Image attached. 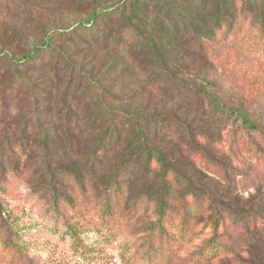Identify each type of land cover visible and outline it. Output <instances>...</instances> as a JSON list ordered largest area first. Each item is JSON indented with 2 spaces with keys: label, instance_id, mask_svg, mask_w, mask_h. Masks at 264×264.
Segmentation results:
<instances>
[{
  "label": "rangeland",
  "instance_id": "rangeland-1",
  "mask_svg": "<svg viewBox=\"0 0 264 264\" xmlns=\"http://www.w3.org/2000/svg\"><path fill=\"white\" fill-rule=\"evenodd\" d=\"M120 1L0 0V67L13 63L10 57L16 59L32 51L36 53L33 63L39 62L47 56L41 45L48 32L87 21L91 16L101 14L103 9L120 7ZM187 4L188 0H152L146 6L135 8V13L129 8L122 12L126 18L129 12L137 17L132 18V24L147 40H153L162 48L165 64L174 70L177 77L198 86L199 91L187 97L167 96L150 89L146 80L147 70L142 72L140 67L149 69L154 62L144 52L132 58L116 54L124 44L134 48L143 45V50L149 47L133 28L127 29L128 25L123 21H119L121 27L117 36L110 39L109 48L102 49L101 37L98 43L85 45L75 40L76 35H56L47 44V49L62 51L65 56L61 63L64 66L67 61L69 66L67 75L78 79L83 87L89 84L94 88L83 94L82 104L73 109L75 115L82 116L88 111L89 114L94 113L99 103L91 108H85L84 104L86 100L94 102L99 94V98L103 97L114 106L121 102L127 107L130 103L131 109L143 108L147 113L177 116L193 132L204 133L219 167L201 162L190 165V159L173 150L175 159L168 162L184 182L181 190H186V187L200 189L201 192L196 191L193 198L187 197L200 211L209 204L220 211L226 206L230 209L240 207L251 213L256 223L262 226L264 20L256 14V5L240 7L237 4L243 11L236 22L231 20L236 23L232 28H222L215 35L210 33L206 37L188 30L183 34L182 44L177 43L181 35L172 42L165 28L174 26L182 32V28L189 27ZM98 19L104 20L102 17ZM75 34L79 38L83 36L81 32ZM87 41L90 42L89 39ZM33 75L37 78L40 74L36 72ZM45 77L48 76L45 74ZM50 81V84L43 82L37 87L50 91L52 110L49 115L44 110L42 114L45 123L49 122L45 128L52 136L57 135L47 144L53 149L52 159L10 156L0 165V204L3 210L0 214V264H152L155 258L148 256L146 237L155 216H148L144 211L146 200L140 201L139 213H133L131 207L135 201L125 194L114 209V218L103 221L106 216L103 215L105 203L102 199L105 197L100 187L89 181L82 159L77 155L85 136L81 134L79 138L76 131L78 145L69 147L63 137L66 129L63 106L55 102L54 89L61 82L55 74L50 75ZM236 111L246 116L257 129L244 123ZM57 117H63V120ZM16 118L20 119L19 115ZM11 120L13 114L0 115V121H3L0 123V142L19 137L16 125L8 123ZM168 127L157 131L152 129L155 132L152 133L153 145L157 150L164 145L176 149L180 142L181 131ZM30 131L17 142L34 148L40 136ZM192 159L201 158L192 156ZM51 165L52 171H49L47 166ZM153 165V168L157 167L155 161ZM209 195L210 200L207 198ZM52 203L58 205L65 221L81 225L75 234L66 230L62 216L56 220L51 213H43L42 209ZM208 214L205 213L196 225L194 218L187 220L192 238L188 241L177 239L175 260L170 264H193L192 257L212 232L210 224L204 221ZM171 220L178 223L179 218ZM189 236L190 233L186 238ZM244 237L234 235L224 251L225 262L251 264L239 260L251 254L249 258H256V264H264V242L253 247L252 253L248 254ZM211 264H219L218 259Z\"/></svg>",
  "mask_w": 264,
  "mask_h": 264
},
{
  "label": "trees",
  "instance_id": "trees-1",
  "mask_svg": "<svg viewBox=\"0 0 264 264\" xmlns=\"http://www.w3.org/2000/svg\"><path fill=\"white\" fill-rule=\"evenodd\" d=\"M151 1L121 0L120 7L103 9L101 14L93 15L87 21L79 22L72 27L52 30L47 33L46 39L41 45L46 49L47 56L39 62L33 63L36 53L32 51L16 59L10 57L13 63H6L0 67V115L13 114V120L8 123L16 125L18 138H24L30 129L31 133L36 134L37 137L40 136L34 148L20 145L17 142L18 138L11 140L12 142L8 141L10 140L8 138L5 139L6 142H0V165L4 159L11 158L10 156L25 159L36 157L52 159L53 149L47 144L51 142L52 137L56 138L57 135L52 136L50 131L45 128L49 122L45 123L42 114L44 110V113L49 115L52 110L49 102L50 91L37 86L43 85V82L50 84V75L55 74L57 80L61 82L60 86L54 89L55 102L63 106L62 113L66 120L63 137L71 147V144L78 145L79 142L78 136L75 134L76 131L79 138L81 134L85 136L77 155L85 166V175L89 181L100 187L105 197L102 199L105 203L103 215L106 216L103 221L114 218L116 211L114 209L125 194L135 201L134 206L131 207L135 214L139 213L140 201L146 200L147 205L144 211L148 216H155L146 237L148 256L155 258L152 264H170L175 260L177 239L188 241L192 238V233L187 227V220L194 218V225H196L202 221L205 213H209L204 221L210 224L212 232L210 237L203 240L202 248L192 257L193 264H211L217 259L219 264H231L228 260L225 262L223 256H225L224 251L231 244L234 235L245 236L246 251L250 254L253 247L264 242V225H262L263 227L258 225L251 213H247L246 209L240 207L230 209L229 206H226L224 210L220 211L209 204L207 208L200 211L199 207H194L187 199L188 196L193 198V195L197 194L196 191L201 192L200 189L192 188L190 190L186 187V190H181L184 182L177 175L176 168L168 162L170 159H175L172 154L173 150H176L180 155H185L187 159H190L188 163L190 165L195 166L197 162H201L205 165L211 163L214 168L219 167L217 158L208 148L209 139L206 135L199 131L193 132L191 127L185 122L179 121L177 116L171 117L155 112L147 113L143 108L131 109L130 103L128 106L126 105L127 107L123 106L121 102L114 106L112 103H107L103 97L99 98V94L96 95L97 99L94 102L86 100L84 104L85 108H91L94 104L99 103L98 109L93 111L94 113L89 114L88 111L82 116L75 115L73 109L82 104L81 100L85 98L83 94L85 95L88 90L91 92L94 88H90L89 84L83 87L79 84L78 79L75 80L67 75L69 66L67 61L64 66L61 63L65 56L62 51L47 49V44L56 35L61 37L76 35L75 40H79V43L85 45L93 42L98 43L97 40L101 37L99 42L102 49L109 48L110 39L117 36L121 27L119 21H123L128 25L127 29L133 28L139 39L144 43L147 42L149 47L143 50V45L134 48L129 44H124L121 49L116 50V54H125L132 58L144 52L154 62L149 69L140 67L142 72L147 70L146 80L152 91L167 96L175 94L174 96L179 97L197 93L198 86L185 81L184 78L177 77L174 70L165 64L162 48L156 46L153 40H147L141 31H137L138 27L132 24V18L136 19L137 17L133 16L131 12H134L133 10L138 6H146ZM237 4L240 7L256 5V14L261 20H264V0H188L189 27L182 28L181 32L177 27L167 26L165 28L167 36L174 42L181 35L180 41L177 43L182 44L183 34H187L188 30L206 37L210 33L215 35L222 28H232L243 11V9H238ZM127 8L131 12L126 18L122 12ZM98 17H102L104 20L100 21ZM233 19L235 22H231ZM76 32H81L83 36L79 38L75 34ZM2 54L8 56L7 53ZM36 72L40 74L37 75V78L33 75ZM45 74L48 77H45ZM71 91L72 93H70ZM18 115L20 119L16 118ZM239 115L244 123L253 126L246 116L240 112ZM57 118L63 120V117ZM2 122L0 121V123ZM165 122L167 123L165 124ZM168 126L181 131L180 142L176 149L164 145L161 150H157V147L153 145L152 133L161 127L168 129ZM252 128L257 129L256 125ZM152 129H154L153 132ZM192 156L201 159H192ZM153 161L157 164L156 168L152 167L154 166ZM47 168L52 171V165ZM70 174L72 175V171ZM6 178L7 176H5ZM209 196H207L208 200L211 199ZM2 211L0 204V214ZM42 211L47 214L51 213L55 219L62 216L63 224L70 234H75L78 228H81L78 222L65 221V216L55 203L46 205ZM176 218H179L178 223H173L171 219ZM188 233L191 236L186 238ZM158 237L161 239L159 240ZM207 249L208 253H206ZM249 256L239 260L243 263L256 264V258H249Z\"/></svg>",
  "mask_w": 264,
  "mask_h": 264
}]
</instances>
